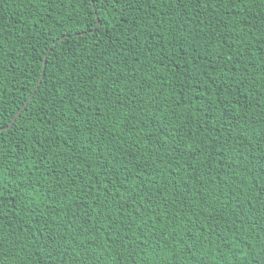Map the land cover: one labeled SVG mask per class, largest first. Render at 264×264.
<instances>
[{"label": "trees", "instance_id": "trees-1", "mask_svg": "<svg viewBox=\"0 0 264 264\" xmlns=\"http://www.w3.org/2000/svg\"><path fill=\"white\" fill-rule=\"evenodd\" d=\"M26 101L0 264H264V0H0Z\"/></svg>", "mask_w": 264, "mask_h": 264}, {"label": "water", "instance_id": "water-1", "mask_svg": "<svg viewBox=\"0 0 264 264\" xmlns=\"http://www.w3.org/2000/svg\"><path fill=\"white\" fill-rule=\"evenodd\" d=\"M63 37L59 38L62 39ZM46 63H47V55L45 56V59H44V69L46 67ZM44 76V72L42 73V76L41 78L39 79V82L37 83L36 87L39 86V84L41 83L42 81V78ZM31 97V96H30ZM28 104V101L25 102V104L19 109V111L16 113V115L13 117L12 121L10 122V124L8 126H5V127H1L0 129H7V128H11L13 126V123L15 122V120L17 119V117L20 116L21 112L24 110V108L27 106Z\"/></svg>", "mask_w": 264, "mask_h": 264}, {"label": "snow or ice", "instance_id": "snow-or-ice-1", "mask_svg": "<svg viewBox=\"0 0 264 264\" xmlns=\"http://www.w3.org/2000/svg\"><path fill=\"white\" fill-rule=\"evenodd\" d=\"M117 2H119V0H117ZM152 2L154 3V2H155V0H152Z\"/></svg>", "mask_w": 264, "mask_h": 264}]
</instances>
